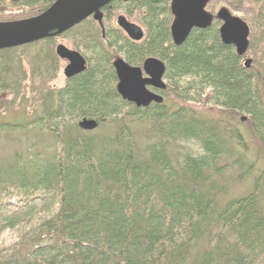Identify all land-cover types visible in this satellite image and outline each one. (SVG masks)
<instances>
[{
  "label": "trees",
  "instance_id": "16d2710c",
  "mask_svg": "<svg viewBox=\"0 0 264 264\" xmlns=\"http://www.w3.org/2000/svg\"><path fill=\"white\" fill-rule=\"evenodd\" d=\"M55 1L0 0V23L35 17ZM229 1L253 7L244 56L222 42L216 16L175 45L172 0L115 1L100 20L61 35L86 69L59 88L56 37L0 51V138L49 139L43 149L0 152V235L15 236L0 264L264 261V171L250 193L228 200V180H216L236 168L233 180L245 181L254 170L239 124L264 144V0ZM118 13L141 26V41L117 27ZM41 45L51 48L30 62L27 88L22 50ZM150 58L165 67V89L149 88L162 102L138 108L117 93L113 63L142 67ZM22 108L28 117L4 118ZM83 120L96 128L83 130Z\"/></svg>",
  "mask_w": 264,
  "mask_h": 264
},
{
  "label": "water",
  "instance_id": "95a60500",
  "mask_svg": "<svg viewBox=\"0 0 264 264\" xmlns=\"http://www.w3.org/2000/svg\"><path fill=\"white\" fill-rule=\"evenodd\" d=\"M115 1L126 3L129 0H56L46 11L35 17L0 23V51L59 37L90 17L100 20V11ZM208 1L172 0L170 9L175 20L171 36L175 45L184 43L193 29H204L209 24L212 17L204 9ZM217 18L222 22L219 30L222 42L233 46L238 55H246L250 37L248 25L225 9L217 13ZM116 25L134 42L144 38L142 28L123 15L116 18ZM55 54L60 60L68 62L63 70L66 79L85 71L86 60L77 51L57 45ZM250 64L251 61L247 59L245 67L249 68ZM113 67L118 79L117 93L123 100L138 108L162 102L160 95L148 90V87L165 89V67L159 60L147 59L143 67L138 68L128 65L122 59H116ZM80 126L85 131H92L96 128V123L84 120Z\"/></svg>",
  "mask_w": 264,
  "mask_h": 264
},
{
  "label": "rangeland",
  "instance_id": "374dc122",
  "mask_svg": "<svg viewBox=\"0 0 264 264\" xmlns=\"http://www.w3.org/2000/svg\"><path fill=\"white\" fill-rule=\"evenodd\" d=\"M207 5H208V7H207ZM251 8L253 9L252 5L248 4V3L244 4L243 7H236L234 4H231V2L229 0H209L204 7L205 11L211 17L212 16L217 17V13L221 9H225L228 12H230L234 17H237V18L241 19L242 21H244L248 25V27H249L250 17H251L250 16L251 15V12H250ZM120 15H123V14L118 13L117 17ZM123 16H125V15H123ZM126 18L128 21L133 22L128 17H126ZM133 23H135V22H133ZM135 24L138 25L137 23H135ZM250 27L252 30V37H251V40H252L253 38L256 37L257 31H256L254 26H250ZM57 45H64L65 47L71 49L70 45L66 42V40L57 39L55 41V44H54V52H55V47ZM50 48H51V46L41 45V46H39V48H31V49L28 48L27 50H22L21 59L23 62L25 73H26V80H27L26 85L29 86L27 88H30L31 82H32V79H31V77H32L31 72L32 71L30 68V65H31L30 62H32L33 58L35 56H38L39 53L43 54L44 52H46ZM245 60H247V59H245ZM33 63H36V62H33ZM67 64H68L67 62L59 59L58 74L56 75V80L54 81V85L58 88L62 87L64 82H65L66 78L64 77L63 70ZM4 99L6 101H10L11 98H10V96L6 95ZM30 112L31 111H29V110H27L25 112V110L22 108L21 110H14L11 112H7L4 115V118L8 119V120H19L20 118L24 119L25 117H28L27 113L30 114ZM81 123H82V121L80 122V124ZM245 124L246 123L239 124V126H240L239 128H240L241 132H243L244 139H245L247 149H248L246 151V154H245L247 156L246 158L248 160V163L253 165L254 170H253L252 174L249 176V178L246 179L245 181L244 180L243 181H234L233 180L235 174L238 172V170L236 168H232V169L227 170L223 174L222 178H216V180H218V181H220V179L228 180L229 191L227 192V194L223 195L224 200L233 199V198H236L239 196H244V195L250 193L253 189L254 179L261 172L264 171V144H260L259 142H257L252 137L251 132L249 130V127ZM12 135L13 136H11V138H6V137L0 138V152L8 154V153H12V152L16 151L19 148H22L23 150L24 149L27 150L30 148V145L33 143L35 144V147L37 149H40V148L43 149V148H46V146L49 144L48 137H46L44 139V141H42V136L39 135L38 132L36 134L22 132V133H18V134L15 133ZM12 138L18 139L19 141L18 140L12 141L11 140ZM43 144H45L46 146H44ZM240 153L242 154V152H240ZM259 198H260L262 205L264 206V192L260 194ZM13 242H15V236L12 233L6 232V233L1 234L0 235V251H3L4 248L10 247V245ZM260 264H264V261Z\"/></svg>",
  "mask_w": 264,
  "mask_h": 264
},
{
  "label": "flooded vegetation",
  "instance_id": "af4514ba",
  "mask_svg": "<svg viewBox=\"0 0 264 264\" xmlns=\"http://www.w3.org/2000/svg\"><path fill=\"white\" fill-rule=\"evenodd\" d=\"M117 18V17H116ZM116 21V20H115ZM118 27V26H117ZM60 37V36H59ZM59 37H56L57 39H60ZM56 48V47H55ZM72 50V49H71ZM62 61H64V60H62ZM65 62H67V61H65ZM68 63V62H67ZM144 64V63H143ZM143 67V66H142ZM142 67H138V68H142ZM144 77H146L145 75H144ZM153 89V90H156V89H154V88H151V87H148V90H150V89ZM153 90H150V91H152V92H154ZM155 93V92H154Z\"/></svg>",
  "mask_w": 264,
  "mask_h": 264
}]
</instances>
